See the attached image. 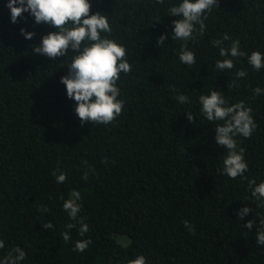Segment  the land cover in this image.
Returning a JSON list of instances; mask_svg holds the SVG:
<instances>
[{"label": "trees", "instance_id": "trees-1", "mask_svg": "<svg viewBox=\"0 0 264 264\" xmlns=\"http://www.w3.org/2000/svg\"><path fill=\"white\" fill-rule=\"evenodd\" d=\"M7 2L0 0V259L18 246L26 253L21 264H128L139 255L146 264H264V246L255 242L264 207L249 187L250 180L264 182V94L253 93L264 89V68L247 62L253 51L264 54V0H218L204 35L188 43L196 57L191 68L179 60L183 42L171 37L178 18L168 9L181 0H90V14L107 15L112 28L102 35L126 48L132 67L117 81L124 109L109 125H81L60 83L75 53L55 61L34 54L55 29L36 25L28 13L11 23ZM225 33L247 55L221 72L215 63L225 57L212 41ZM161 34L168 39L160 48ZM241 68L247 76L228 89ZM213 90L229 106L251 107L257 124L251 138H235L249 168L236 179L217 171L227 154L214 139L222 122L200 112L199 97ZM177 94L190 103L180 104ZM56 169L67 174L63 184L52 175ZM74 192L76 220L63 209ZM43 205L50 213L39 211ZM243 207L253 211L238 219ZM252 219L249 231L243 225ZM48 221L53 230L42 228ZM81 223L89 227L83 236ZM84 239L88 248L72 251Z\"/></svg>", "mask_w": 264, "mask_h": 264}, {"label": "clouds", "instance_id": "clouds-1", "mask_svg": "<svg viewBox=\"0 0 264 264\" xmlns=\"http://www.w3.org/2000/svg\"><path fill=\"white\" fill-rule=\"evenodd\" d=\"M164 0H156L162 4ZM218 0H181L177 5L168 9L169 16L177 17L172 21L171 37L182 41L179 52V60L183 65L191 68L196 63L195 53L188 50L189 41H196L206 31L205 20L207 13L214 8L218 9ZM5 7L10 10V22L17 23L18 18L23 19L24 13H28L36 25L46 24L53 27L55 31L49 32L41 37L40 44L32 48L34 54H39L52 61L63 58L69 52L75 53L71 62L67 65V74L61 76L60 83L65 86L67 98L75 101L74 112L81 125L113 123L122 114L124 101L118 99L120 89L117 81L120 74H128L132 71L128 61L127 51L123 45L106 35L111 34L112 28L107 15L100 12L90 14V0H8ZM21 35L26 40L35 36L34 32L20 29ZM168 37L161 34L156 41L157 47L165 45ZM231 41L228 47L223 46L224 41ZM212 46L219 48V55L225 57L217 60L215 68L221 72L235 68V61L247 54L241 50L238 39L233 40L227 33L221 38L212 41ZM247 62L255 71L264 68V54L253 51L248 55ZM247 76L244 69L235 72L236 79L228 82V89L236 84L237 79ZM175 90V89H173ZM254 95L264 94V89H253ZM176 100L180 104L190 103L189 98L177 94ZM201 105L200 112L209 122L217 123L215 131V143L226 150L222 168L218 169L222 175L230 179L242 177L248 172V164L245 160L243 147H238L237 136L251 138L256 130L257 124L252 116V108L246 106L243 101L229 106L222 91H211L209 95L199 97ZM186 119L191 123L195 120L191 112H186ZM107 163V161H103ZM58 184H63L67 174L60 169L52 172ZM251 196L257 201V207H264V182L256 184L255 180L249 181ZM74 199L64 200L63 209L72 220H76L80 212V205L76 202L80 199L79 192L73 193ZM39 211L50 213V209L43 205ZM253 209L243 207L237 210V218L243 219ZM256 223L254 219L247 221L243 227L249 231ZM185 227L194 234L195 229L189 221H184ZM69 229L73 224H68ZM42 228L53 230L51 221L42 224ZM79 235L83 236L89 231L87 224L81 223ZM256 244L264 246V218L259 220L256 232ZM67 242L71 239L68 232L62 233ZM91 244L90 239L78 240L72 251L84 252ZM5 243L0 240V249H4ZM26 258V253L21 247L11 248L7 254L0 259V264H21ZM128 264H146L143 255L128 261Z\"/></svg>", "mask_w": 264, "mask_h": 264}]
</instances>
